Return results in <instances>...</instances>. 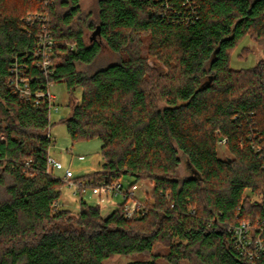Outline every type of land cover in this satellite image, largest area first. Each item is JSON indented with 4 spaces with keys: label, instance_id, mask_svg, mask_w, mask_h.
<instances>
[{
    "label": "trees",
    "instance_id": "16d2710c",
    "mask_svg": "<svg viewBox=\"0 0 264 264\" xmlns=\"http://www.w3.org/2000/svg\"><path fill=\"white\" fill-rule=\"evenodd\" d=\"M97 38L115 63H96ZM245 38L264 46V0H97L86 16L82 0H0V264H156L158 244L170 264H264L231 231L264 223V56L232 68ZM16 65L33 90L62 83L71 100L81 90L60 123L73 142L99 139L103 164L79 179L151 181L153 203L131 220L125 200L108 216L84 199L76 214L60 205L64 182L47 172L50 103L15 93ZM180 153L194 176L178 177Z\"/></svg>",
    "mask_w": 264,
    "mask_h": 264
},
{
    "label": "rangeland",
    "instance_id": "374dc122",
    "mask_svg": "<svg viewBox=\"0 0 264 264\" xmlns=\"http://www.w3.org/2000/svg\"><path fill=\"white\" fill-rule=\"evenodd\" d=\"M97 0H82V9L85 16L88 15L91 11L95 12ZM94 21V17L91 18ZM89 18V20H91ZM92 32L85 30V41L90 43ZM97 42L102 46L101 55L96 63H101V65H107L115 63L118 58L115 56L105 45V43L97 38ZM242 49L245 50L244 54L241 57H237ZM264 46L249 38H245L235 54L233 55L231 61V67L236 70L249 69L252 68L263 58ZM98 64V66H99ZM150 66H153L154 62L152 59L149 60ZM51 93L54 95L55 100L54 104L58 108V111L55 110L51 113V134L54 137L53 147L50 151L52 159L57 163L55 167V174L62 179L67 169H69L75 178H80L85 175L92 174L101 169L103 160L101 157V146L102 142L99 139H93L90 141H79L73 142L70 135L68 134L67 127L64 123H60V120L70 116L71 107L73 103H79L81 100V90H77L74 96V99L68 94L65 84L58 83L54 84L51 87ZM159 107H164L165 103L160 101L158 103ZM218 156L221 159H227L232 157L230 152L225 147L224 143H219L218 145ZM181 159V164L178 169V177L188 178L194 176L193 171L188 163L187 158L182 153L179 154ZM58 166V167H57ZM133 179L124 178L121 183L125 188H128L132 183ZM154 189V183L151 181H141L138 182L135 188L136 195L138 199L143 204L153 203L152 191ZM74 190L70 189L69 186L64 183L61 193L60 205L62 207L70 210L73 214H76L79 211V201L80 198L74 196ZM84 200L93 204L102 206V214L108 216L112 211H114L119 204L123 202V197L121 195L114 196L110 198V204L105 205L101 204L100 198L93 197L90 192H87L83 196ZM103 200V199H101ZM107 200V199H105ZM253 225H258L257 222ZM167 254V249L158 244L155 246L153 251V256H158L155 258L156 264H170L165 256ZM153 257L150 256H115L109 261H105L104 264H130L137 261H151ZM181 264H188L185 261H182Z\"/></svg>",
    "mask_w": 264,
    "mask_h": 264
},
{
    "label": "built area",
    "instance_id": "2783aa9c",
    "mask_svg": "<svg viewBox=\"0 0 264 264\" xmlns=\"http://www.w3.org/2000/svg\"><path fill=\"white\" fill-rule=\"evenodd\" d=\"M37 18L28 17L27 22L32 24ZM43 52H40V56L42 61L37 63V66L41 67L44 71H47L50 66V56H51V46L53 42L50 40L48 36L43 38L41 42ZM73 48V47H72ZM23 67H19L18 65L14 66L12 69V79L11 86L14 89L15 93L25 102L33 104L35 107H38L42 100H47L50 103V118L53 110L56 112L58 108L54 104L55 97L51 93V87L53 84L49 85L46 91L43 90H33L29 79L25 76L23 72ZM4 139V136H2ZM225 143V140L222 141ZM57 163L52 157L49 159L47 172L50 175L55 174V167ZM58 167V166H57ZM61 179V178H60ZM70 189H73L74 196L78 198L84 199L83 196L90 192L93 197H97L100 199H108L114 196L121 195L123 200H125V218L131 220L136 215H139L144 211V204L138 199L135 191V187L133 188H125L121 182H94V181H85L80 180L79 178H75L73 173L67 169L64 177L61 179ZM258 224V223H257ZM233 238L235 240V244L240 253L249 259H254L261 254L264 253V223L253 225L251 222H242L240 225H237L232 228Z\"/></svg>",
    "mask_w": 264,
    "mask_h": 264
},
{
    "label": "crops",
    "instance_id": "0c3cea01",
    "mask_svg": "<svg viewBox=\"0 0 264 264\" xmlns=\"http://www.w3.org/2000/svg\"><path fill=\"white\" fill-rule=\"evenodd\" d=\"M100 201H101V204H105V205L110 204V198H108L107 200H105V199L101 200L100 199Z\"/></svg>",
    "mask_w": 264,
    "mask_h": 264
},
{
    "label": "water",
    "instance_id": "95a60500",
    "mask_svg": "<svg viewBox=\"0 0 264 264\" xmlns=\"http://www.w3.org/2000/svg\"><path fill=\"white\" fill-rule=\"evenodd\" d=\"M99 29V28H98ZM209 82H211V81H209ZM206 86V85H205ZM205 88V87H204Z\"/></svg>",
    "mask_w": 264,
    "mask_h": 264
}]
</instances>
